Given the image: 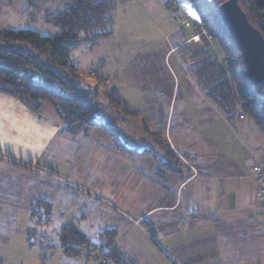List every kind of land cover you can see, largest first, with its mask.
<instances>
[{
  "label": "crops",
  "instance_id": "crops-1",
  "mask_svg": "<svg viewBox=\"0 0 264 264\" xmlns=\"http://www.w3.org/2000/svg\"><path fill=\"white\" fill-rule=\"evenodd\" d=\"M9 8L0 0V27L18 29ZM184 31L175 26L168 32L166 52L143 55L152 67L160 61L165 71L171 69V57L185 81L167 85L173 72L167 71L165 79L157 67L152 85L140 87L142 97L155 106L146 117L148 126L134 113L129 119L133 142L125 136L122 140L143 155L126 159L95 130H66L49 103L34 113L0 92V187H12L22 178L54 188V201H61L57 193L79 199L74 186L88 195H96L89 184L114 188L118 200L142 207L131 217L132 224L148 233L146 224L156 241L157 251L147 249L135 259L137 264H264V223L252 170L253 157H264V134L245 116L230 122L204 97L186 68L199 49L188 40L191 32L187 36ZM110 109L104 121H114L117 128L127 122ZM123 178L133 184L131 192L117 185ZM93 198L99 201L97 195ZM56 213L59 228L69 221L83 228L88 218L75 211ZM76 264L86 263L79 258Z\"/></svg>",
  "mask_w": 264,
  "mask_h": 264
},
{
  "label": "rangeland",
  "instance_id": "rangeland-1",
  "mask_svg": "<svg viewBox=\"0 0 264 264\" xmlns=\"http://www.w3.org/2000/svg\"><path fill=\"white\" fill-rule=\"evenodd\" d=\"M34 1L37 5L30 7L24 0H13L11 4H6L3 1L6 6L11 8L9 9L10 15L13 17L11 18L13 26H20L17 27L18 29H30L41 35L54 36L58 34L57 29L43 17L46 8L61 9L66 4L65 1ZM169 1L167 0V2ZM183 1L205 12L211 11V9L213 11L216 2V0ZM241 1L243 3V0ZM163 2L165 1L115 0L111 34L90 49L80 42L77 48L71 52L72 60L81 74L80 86L90 96L97 94L101 101L98 117L103 120L102 117L105 116V111L109 107L105 96L112 89L119 93L126 106L132 111V114L120 115L114 109H110V113H113L114 117L120 116L127 120V122L118 124V131L120 138L125 136L130 143L133 142L134 134L129 119L134 116V113H137V116H141L143 123L148 126L146 117L155 106L150 98L142 97L140 89L142 85H152V82L155 81L156 74L152 71L157 67L162 68L160 74L165 79L169 78L170 71L173 72L174 79L172 78L167 85H174V80L179 85L185 84L180 70L174 66L171 57L169 58L170 63H168L171 69L166 67L169 72L163 70L160 61L155 67H152L149 60L144 61L143 58L146 52H166L169 44L168 32L178 26L174 18L168 14ZM16 17H19L20 20ZM183 29L188 36L191 31ZM212 42L213 50L218 52L214 40ZM196 47L201 49L199 43ZM146 59L149 58L146 57ZM191 63L192 59L186 63V67H189ZM181 89L182 86L179 92ZM161 97H166V94ZM144 139L145 142L148 141L147 136ZM144 141H141V145ZM119 153L128 156L126 159L134 157L132 155L144 154ZM5 173L6 171H3L2 176H5ZM91 183H93L92 180ZM116 183L123 190L128 192L133 190V184L124 178ZM87 186L90 192H94L97 198L99 197V201L93 198L96 195H88L77 186H74L72 191L79 199L72 201L62 197L63 194L57 193V196L60 195L61 201H54V188L49 185L44 188L42 184L25 181L22 178H18L16 185L12 187H0V264H76V259L63 257L59 246L55 244L57 231L60 229L56 227V222L61 221L56 211H65V215L71 211H75L77 214H86L88 218L85 226L80 229L92 241L96 240L99 231L114 228L117 232L115 242L126 261L130 259L134 262L135 259L141 258L140 255L147 252V249L150 252L157 251L154 245L156 241L151 239L148 234L149 227L142 223L148 232L146 233L132 224L131 217L138 211V208H142L141 206L134 207L128 202L118 200L115 189L112 187L106 188L104 185L95 183ZM45 197H48L46 199L51 201V205L53 204L52 210L56 218L52 213L49 215L48 212H45V204H47V201H44ZM102 200H110L112 205L109 206ZM95 207H99L101 211H97ZM47 214L51 217L48 218ZM93 259L87 264H98Z\"/></svg>",
  "mask_w": 264,
  "mask_h": 264
},
{
  "label": "trees",
  "instance_id": "trees-1",
  "mask_svg": "<svg viewBox=\"0 0 264 264\" xmlns=\"http://www.w3.org/2000/svg\"><path fill=\"white\" fill-rule=\"evenodd\" d=\"M24 1L28 7L37 5L34 0ZM64 1L61 9L46 8L43 17L57 29L54 36L30 29L0 28V92L18 99L34 113H39L47 102L66 130L76 129L83 134L95 130L109 138L115 150L139 153L120 138L115 122L98 117L101 101L97 94L90 96L80 86L81 74L71 57L80 42L90 49L111 34L115 0ZM238 2L264 37V0ZM209 32L218 52L212 47L199 50L186 67L188 73L226 119L234 122L245 116L264 134V84H254L248 79L242 55L214 10ZM105 97L115 112L132 114L116 90H110ZM45 212L50 215L48 202ZM116 236L114 228H107L92 241L76 222L69 221L57 231L55 244L63 257L82 258L86 264L93 258L98 264H137L124 260Z\"/></svg>",
  "mask_w": 264,
  "mask_h": 264
},
{
  "label": "water",
  "instance_id": "water-1",
  "mask_svg": "<svg viewBox=\"0 0 264 264\" xmlns=\"http://www.w3.org/2000/svg\"><path fill=\"white\" fill-rule=\"evenodd\" d=\"M214 12L240 51L248 79L264 84V37L248 19L238 0H221Z\"/></svg>",
  "mask_w": 264,
  "mask_h": 264
},
{
  "label": "built area",
  "instance_id": "built-area-1",
  "mask_svg": "<svg viewBox=\"0 0 264 264\" xmlns=\"http://www.w3.org/2000/svg\"><path fill=\"white\" fill-rule=\"evenodd\" d=\"M167 12L178 23V26L191 31L188 40L199 43L201 45L200 51H207L212 47L213 38L209 32L212 22V9L205 12L185 3L183 0H170ZM252 170L256 183L254 195L261 208L264 223V157H253Z\"/></svg>",
  "mask_w": 264,
  "mask_h": 264
}]
</instances>
